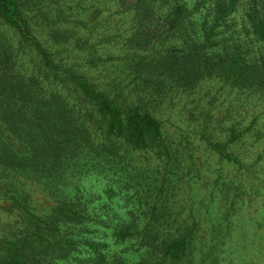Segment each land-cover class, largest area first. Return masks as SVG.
I'll return each mask as SVG.
<instances>
[{
    "label": "trees",
    "instance_id": "trees-1",
    "mask_svg": "<svg viewBox=\"0 0 264 264\" xmlns=\"http://www.w3.org/2000/svg\"><path fill=\"white\" fill-rule=\"evenodd\" d=\"M212 80L234 94L229 113L264 98V0H0V264H237L225 244L254 164L231 145L242 133L209 134ZM177 95L194 104L191 136L246 176L219 186L232 197L208 245L171 209L185 142L158 111ZM257 221L243 252H264V210Z\"/></svg>",
    "mask_w": 264,
    "mask_h": 264
},
{
    "label": "rangeland",
    "instance_id": "rangeland-1",
    "mask_svg": "<svg viewBox=\"0 0 264 264\" xmlns=\"http://www.w3.org/2000/svg\"><path fill=\"white\" fill-rule=\"evenodd\" d=\"M223 87L218 80H212L206 84L204 89V93L207 95L203 99V109H210L209 118L211 119L209 124L211 127H215L209 130V134H212L215 140L227 141L233 133L232 128L235 129V132L242 133V136H237L231 145L234 147V152L244 153L245 162L248 161L254 164L250 181H246L244 187H241L244 190L242 198L247 202L245 208H243L245 214L242 215L240 208L236 211L237 216L236 218L233 217L230 226V237L232 236L231 239L233 240L229 241L230 238H228L225 246L228 245L229 247L233 242L239 247L241 254L237 255L236 259L233 257L238 260L237 264H256L258 261L262 263L259 256H264V252H259V249L255 250L253 247L243 252L242 240L253 235L254 226H258L257 217L264 210V206L260 202L261 198L264 199V195L254 196V193H251L255 192L251 187L264 191V98L259 99L257 102H254L255 98L250 100L241 99L239 110L229 113L228 109L234 94H228L229 86ZM179 102V95H177L174 101L167 103L158 111L160 117L166 122L167 129L173 133L175 139L178 138V140L185 142L182 146L178 143L174 144V153L176 154L175 149H178L179 152L176 156H180V159L172 167L177 170L176 175L169 178V186L172 190L171 200L174 202L171 205L174 208L171 207V209L182 212L181 220H186L189 224L197 222L199 244L201 246L202 243L208 245L212 243L210 229L219 221L218 217L222 218L223 210L229 207L228 200L232 197V192L229 195V190L223 192V189H219V186L228 183L230 188H234V185L240 184L238 180L243 181L246 176L239 177L238 168L234 164L222 160L217 152L212 151L206 143L200 141L199 135L191 136L192 131L188 129L189 120H185L182 114L191 109L194 104L192 105L190 101H187L183 105H178ZM247 127L250 128L247 129ZM187 138L191 142L188 151L184 147H189ZM139 153L140 162L145 167L148 165L157 167L164 174L166 165H161L162 161L156 159L153 152L141 151ZM32 191L39 209L52 204V201L41 190L35 189ZM213 191H215L214 194ZM251 195L253 199L247 201L252 198ZM0 214L6 220L11 218L5 213ZM259 231L264 236V228L259 229ZM207 235L208 237H206ZM243 236L245 237L243 238ZM259 240L260 242L258 241L257 244H264V238ZM223 245H218L217 250H223ZM226 253L228 254V251ZM196 258H200V252H198ZM224 264H227V262H224Z\"/></svg>",
    "mask_w": 264,
    "mask_h": 264
}]
</instances>
